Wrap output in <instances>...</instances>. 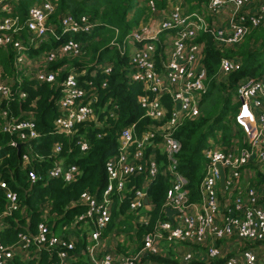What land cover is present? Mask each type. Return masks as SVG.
<instances>
[{
	"label": "built area",
	"instance_id": "obj_1",
	"mask_svg": "<svg viewBox=\"0 0 264 264\" xmlns=\"http://www.w3.org/2000/svg\"><path fill=\"white\" fill-rule=\"evenodd\" d=\"M19 1L0 0V49L13 52V76L5 72L0 62V134L11 136L12 147L25 143L20 157L31 183L42 179L33 162L43 163L48 159L53 166L48 169L47 178L69 184L79 179V166H67L63 158L59 159L63 150L61 142H57L48 155L35 151L31 142L41 137L36 116L27 111L14 114L12 103L28 98V92L22 89L27 77L36 84H49L60 90L56 100L55 133L72 136L79 124L93 121L102 125L94 107L99 101L95 79L100 71L111 74L113 65L94 63L92 78L87 77L88 68L78 69L67 63L52 69L65 58H77L85 53L81 42L74 38L40 55H31V51L39 49L50 38L60 40L65 34L90 33L97 22L87 15L77 18L70 13L53 22L59 0H38L30 6L26 17H22L14 11L13 2ZM183 1L172 0L168 17L160 22H143L123 40L116 37L111 42L122 55L129 56L130 80L143 84L144 92L138 96V103L152 124L141 134L137 132L136 123L122 128L117 152L106 162V187L102 193L84 190L73 203L85 208L75 221L85 225H72L73 229L79 227L88 234L84 264H143L144 255L162 254L163 243L184 245L187 249L176 255L178 262L158 264H199L195 261L201 258H206V264H264V244L258 243L264 241V195L255 187L249 188L246 196L234 195L240 188L243 169L252 162L264 163V73L240 81L237 90L240 109L236 118L246 133L247 145L227 151L211 144L204 150L208 164L201 183L200 202L189 200L188 181L180 171L182 144L175 136L185 121L199 117L201 100L209 89L204 65L205 45L198 40L200 34H212L222 51L241 43L253 29L264 26V0H208L202 9L191 13H186ZM146 6L152 12L157 11L155 0H146ZM224 12H228L226 26L208 22L207 17ZM23 31L27 34L25 38ZM116 32L118 35L119 31ZM241 66L239 58L224 56L218 77L237 71ZM101 87H108L107 79L102 81ZM79 143L83 151L89 149L87 141ZM148 148L162 151L165 173L171 182L162 210L166 214V208L171 207L179 213L174 215V220H158L154 229L144 236V245L137 254L117 257L101 251L100 242L112 221L115 196L122 200L130 177L147 172V186L160 173L156 156L145 159ZM218 164L225 170L223 188L233 193L232 201H227L224 208L218 194L221 177ZM146 186L135 190L130 201L132 210L146 207ZM0 188L4 190L7 203L0 214V264H12L16 257L25 262L39 260L43 252L49 253L50 259L56 255L58 261L53 264H74L72 253L76 251L77 239L55 233L46 220L48 210L43 212V220L35 232L19 231L15 240L4 239L5 218L19 211L21 203L18 192L1 171ZM219 241L223 242L219 244ZM244 242L257 246L245 248ZM196 247H204L205 255H198L200 251H196Z\"/></svg>",
	"mask_w": 264,
	"mask_h": 264
},
{
	"label": "trees",
	"instance_id": "obj_2",
	"mask_svg": "<svg viewBox=\"0 0 264 264\" xmlns=\"http://www.w3.org/2000/svg\"><path fill=\"white\" fill-rule=\"evenodd\" d=\"M36 1L38 0L14 2V10L22 17H26L28 9ZM67 13L77 18L87 15L91 21L97 22V25L90 33L65 34L60 40L52 37L39 49L31 51V55H40L45 50L74 38L81 42L85 53L77 58H65L54 64L52 69L65 63L78 69L86 68L95 62L112 64L111 74L107 75L100 71L95 79L99 101L94 107L103 124L98 125L93 121L79 124L72 136L55 133L54 119L58 116L56 100L60 90L49 84H36L25 77L22 89L29 95L25 101L16 100L12 103L13 113L19 115L24 111L33 112L37 119V129L41 133L40 138L31 142L35 151L48 155L54 145L61 142L63 150L60 157L67 166L78 165L81 175L77 181L67 184L61 179L47 178L48 169L53 166L52 161L48 159L43 163L34 161L32 166L42 179L31 183L23 168L22 157L18 156L17 148L10 145L11 136L1 133L0 171L11 187L18 192L21 203L19 211L5 218L6 224L11 227L5 232L4 239L7 241L15 240L19 231H25V225H31L35 231L38 223L43 220L44 205L49 206L46 218L48 225L55 233L68 235L73 229L75 217L85 210L81 205L71 206L72 202L77 200L84 190L102 193L106 187L108 179L106 162L117 152L121 129L136 123L137 132L141 134L152 124V120L145 116V110L138 103V96L144 92L143 84L133 82L129 78L131 71L129 56L122 55L117 47L111 45L113 39L117 37L118 40H123L133 28L146 20V8L140 7L139 0H59L57 11L51 20L58 22L59 18ZM26 35L23 31L22 37L25 38ZM199 40L206 41L204 64L208 72L209 89L201 100L199 117L185 121L175 133L182 144L179 153L180 171L188 181L190 202H200L202 199L201 183L208 164L204 150L209 146L210 139L214 138L217 144L227 149H233L235 145L241 147L247 145L246 133L236 118L240 109L237 90L240 81L248 77L257 78L264 71V26L253 29L241 45H233L224 51L218 48L212 34H203ZM224 56L239 58L242 66L241 69L231 72L226 79H219L220 60ZM12 57L11 50L0 49V62L10 76H13ZM93 69L95 68H89L88 78L91 77ZM105 79L108 80V87L102 88L101 83ZM80 141H87L89 149L83 151ZM152 155L156 156L160 165L157 178L146 186L147 172L130 177L122 200L115 196L116 204H113L112 221L109 224L111 228L118 227V233L133 235L131 237L139 243V248L143 245L144 236L154 229L156 222L167 219L162 208L171 182L169 175L165 173V156L157 148H148L145 159ZM254 163H249L248 167ZM262 176H259L257 183L264 182ZM257 183H253V187L259 191L263 190L261 187L264 184L255 186ZM145 186L151 210L145 209L146 207L132 210L130 201L135 190ZM6 206L4 190L0 188V214ZM258 243L264 244V241ZM80 246H77L76 250L82 248ZM243 246L246 248L257 245L244 242ZM153 258L159 261L178 262L177 258L168 259L162 256ZM56 260L55 254L50 259V254L43 252L39 260L25 262L16 257L12 264H53ZM195 263L205 264L200 261Z\"/></svg>",
	"mask_w": 264,
	"mask_h": 264
},
{
	"label": "crops",
	"instance_id": "obj_3",
	"mask_svg": "<svg viewBox=\"0 0 264 264\" xmlns=\"http://www.w3.org/2000/svg\"><path fill=\"white\" fill-rule=\"evenodd\" d=\"M155 1H156V4H157V11L152 12L146 6V0H139L140 7L146 8V20L143 21V22H160L161 20H163V19L168 17V15L170 13V10H171V7H172V0H155ZM207 1L208 0H194V1L184 0L183 2H184V7H185L186 13H191L192 11H194L196 9H202V7L207 3ZM13 4H14V2H13ZM58 4H59V2H58ZM207 20H208V22H210L211 24H214V25L226 26L228 24V12H224V13L216 16V17L209 16V17H207ZM143 22H141V24ZM167 33H169V31ZM203 34H210V33H201L200 36L203 35ZM200 36H199V38H200ZM199 38H198V40H199ZM199 41L204 42L205 40H199ZM205 45H206V43H205ZM93 64L91 65V67L95 68L93 66ZM218 74H219V71H218ZM219 79H220V77H219ZM246 140H247V137H246ZM211 144L220 146L221 148H223V149H225L227 151H236V150L242 148L239 145H235L233 149H227L226 147L222 146L221 144H217L216 141L214 140V138L210 139L209 145H211ZM247 167H248V165L245 168H247ZM245 168L243 169V171L245 170ZM246 170H248V169H246ZM243 171H242L241 180H240V188H239V190H236L234 192V195L246 196L247 190L249 188H251V187H248L246 190L242 189V177H243V175L245 173V172L243 173ZM245 174H247V171H246ZM244 178H245V175H244ZM261 184H264V182L261 183ZM262 188H264V185L261 187V189ZM260 191H261L262 195H264V190H260ZM218 194H219V198H220V202H221L222 208H224V205L227 203V201H232L231 198L233 197V193H230V192L226 191L223 187L220 186V183H219V186H218ZM73 203H74V201L72 202L71 206H73ZM149 205H150V203H149ZM149 205H146L145 209L151 210V209H149L150 208ZM46 210L49 211L48 207L43 208V212H45ZM79 215H77V216H79ZM77 216L74 219L73 225H81L79 223H75ZM174 218L175 217L173 216V220H174ZM3 226H4V232L3 233H4V236H5V232L8 229H11V227H9L7 224H5ZM25 226H26L25 231H28V230H30L32 232L36 231V230L34 231L32 229L31 225H25ZM36 229H37V227H36ZM105 233H104V236H103V238H102V240L100 242L101 251L111 252L112 254H114L117 257L124 256L126 254V253H124L126 251L124 246H128L127 238H123L122 236H119L117 238H122V239L121 240L118 239V240H120V241H118L116 239V236L119 234L118 231L114 232V231L110 230L109 233H107V234H105ZM68 236L76 237L77 246L81 245L80 247H82V248L78 247L80 249H77L76 251H74L72 253V255L74 256V259H73L74 264H84L85 263V253H86V249H87L86 246L88 244V234L82 228L78 227V229L77 228L76 229H72V231L68 234ZM135 243H136L135 248L132 249L133 252L130 251V252H128V254L129 253L137 254L142 249V247L144 245V238H143V245L141 246V248H139L140 247L139 243H137L136 241H135ZM168 246H171V245H168L166 243L162 244V254L159 255V256H162V257L168 258V259H173V258H176V256L175 257L173 256V252H174L173 249L176 250L177 247H184L185 250L187 249V247L184 246V245H182V246H173L174 248H171V247H168ZM201 249L204 250L205 248L204 247H199V248L196 249V251H198V252L200 251L198 255L202 256ZM178 254H180V253H178ZM203 255H205V254H203ZM151 257H152V259H151ZM153 257L154 256H151V255H144V257L142 258L143 264H158L159 262H162V261H159L157 259H154ZM201 259L203 261L201 260L200 262L206 264V262L204 261V260H206V258H201ZM57 261L58 260H56V262Z\"/></svg>",
	"mask_w": 264,
	"mask_h": 264
},
{
	"label": "rangeland",
	"instance_id": "obj_4",
	"mask_svg": "<svg viewBox=\"0 0 264 264\" xmlns=\"http://www.w3.org/2000/svg\"><path fill=\"white\" fill-rule=\"evenodd\" d=\"M191 1H194V0H191ZM246 39V38H245ZM244 39V40H245ZM244 40L241 42V43H239L238 45H241L243 42H244ZM204 43V45H205V43H206V41H204L203 42ZM91 63V62H90ZM91 65L92 64H89L88 66H87V68H91ZM263 73H264V71H263ZM262 73V74H263ZM229 75V74H228ZM228 75H224V74H220L219 76H220V79H226L227 77H228ZM249 78V77H248ZM244 80H247V79H244ZM59 159H61V157L59 156ZM246 169H248V170H246ZM246 171H247V174H245L246 173ZM245 172V173H244ZM243 173H244V175H245V178H244V175H243V177H242V189L243 190H246L248 187H252V186H254L253 185V183H257V181H258V179H259V176L260 175H263L262 176V178H264V163H254V165H252V166H249V167H247V168H245V170L243 171ZM244 181V182H243ZM250 182V183H249ZM261 183H263V182H258L257 183V185H255V186H258V185H260ZM263 190H264V188H263ZM75 202V201H74ZM114 203H115V201H114ZM113 203V204H114ZM116 204V203H115ZM114 204V205H115ZM113 205V206H114ZM112 228H114V229H112ZM111 228V226H109L108 227V229H107V231H106V233L105 234H107V233H109L110 232V230H112V231H114V232H116V231H119L118 230V227H116V226H113ZM119 236H122L123 238H127V242H128V246H124V248H125V252L124 253H126L125 255H135V254H131V253H129L128 254V252H130V251H132L133 252V250L132 249H134L135 248V245H136V243H135V238L134 237H131V236H133V235H130V234H127V233H119L117 236H116V239L118 240V239H122V238H117V237H119ZM120 240H118V241H120ZM168 247H171V248H174L173 246H168ZM173 256L175 257L178 253H183L184 251H185V249H184V247H177L176 248V250L175 249H173ZM201 254L203 255V254H205V249L203 250V249H201Z\"/></svg>",
	"mask_w": 264,
	"mask_h": 264
},
{
	"label": "water",
	"instance_id": "obj_5",
	"mask_svg": "<svg viewBox=\"0 0 264 264\" xmlns=\"http://www.w3.org/2000/svg\"><path fill=\"white\" fill-rule=\"evenodd\" d=\"M25 145V143H19L18 144V146H17V152H18V156L20 157L21 156V151H22V147ZM217 167H218V169H219V171H220V175H221V177H220V186L221 187H224V184H225V170H224V167L221 165V164H218L217 165ZM144 203H145V205H149V203H150V198H149V196L147 195V196H145V198H144ZM179 213V210H177V209H173V208H171V207H167L166 208V216H167V218L168 219H170V220H173V216L175 215V214H178Z\"/></svg>",
	"mask_w": 264,
	"mask_h": 264
}]
</instances>
